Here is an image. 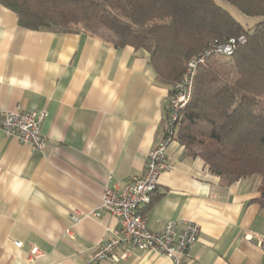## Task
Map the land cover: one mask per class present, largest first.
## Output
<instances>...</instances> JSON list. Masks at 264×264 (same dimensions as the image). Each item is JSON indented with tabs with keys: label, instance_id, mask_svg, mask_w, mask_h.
I'll use <instances>...</instances> for the list:
<instances>
[{
	"label": "crops",
	"instance_id": "obj_1",
	"mask_svg": "<svg viewBox=\"0 0 264 264\" xmlns=\"http://www.w3.org/2000/svg\"><path fill=\"white\" fill-rule=\"evenodd\" d=\"M170 102L144 49L113 47L84 31L26 29L0 4V108L46 112L42 150L0 131V264H87L117 224L106 211L93 214L105 186L143 171L164 139ZM165 153L169 167L144 214L147 228L196 223L186 264H264L260 177L224 184L176 139ZM127 251L98 264H172L153 250Z\"/></svg>",
	"mask_w": 264,
	"mask_h": 264
},
{
	"label": "trees",
	"instance_id": "obj_2",
	"mask_svg": "<svg viewBox=\"0 0 264 264\" xmlns=\"http://www.w3.org/2000/svg\"><path fill=\"white\" fill-rule=\"evenodd\" d=\"M258 18L245 28L217 0H0L19 26L90 33L113 47L144 49L155 80L171 89L188 62L230 38L231 55L209 53L194 70L173 139L184 155L231 184L258 175L264 202V0H222ZM158 195L152 194L148 212Z\"/></svg>",
	"mask_w": 264,
	"mask_h": 264
},
{
	"label": "built area",
	"instance_id": "obj_3",
	"mask_svg": "<svg viewBox=\"0 0 264 264\" xmlns=\"http://www.w3.org/2000/svg\"><path fill=\"white\" fill-rule=\"evenodd\" d=\"M243 41L242 35L230 38L188 62L187 70L176 83L174 95L171 97L170 109L164 123V139L148 151L143 171L132 176L123 186H105L101 201L93 214L99 216L100 211H106L117 218V224L110 237L100 242L88 255L87 264H98L106 259L116 260L126 256L130 249L153 250L169 258L172 264L187 263L186 260L198 239V225L188 221L183 227H179L176 221H168L161 231H150L141 210L150 204L159 175L169 167L166 146L173 139L175 126L180 123L182 111L191 98L196 66L203 63L211 52L231 55L235 45ZM45 115L43 110L10 111L0 108V131L4 136L14 137L34 150H42L46 145V138L40 127ZM73 219L77 220L78 217L73 216ZM15 244L19 245L20 242ZM257 246L264 251V239L258 240ZM119 247L126 249L120 256L115 253ZM36 253L37 249L32 248L31 254Z\"/></svg>",
	"mask_w": 264,
	"mask_h": 264
},
{
	"label": "rangeland",
	"instance_id": "obj_4",
	"mask_svg": "<svg viewBox=\"0 0 264 264\" xmlns=\"http://www.w3.org/2000/svg\"><path fill=\"white\" fill-rule=\"evenodd\" d=\"M219 4L224 6L245 28H251L255 22L257 21L258 18L253 17V16H248L239 11L236 7L222 1V0H217ZM222 56V55H219Z\"/></svg>",
	"mask_w": 264,
	"mask_h": 264
}]
</instances>
